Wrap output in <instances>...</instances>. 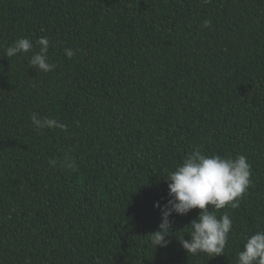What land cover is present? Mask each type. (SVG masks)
<instances>
[{"label": "trees", "instance_id": "obj_1", "mask_svg": "<svg viewBox=\"0 0 264 264\" xmlns=\"http://www.w3.org/2000/svg\"><path fill=\"white\" fill-rule=\"evenodd\" d=\"M43 36L50 72L4 54ZM196 149L251 165L240 206L216 212L233 223L220 256L179 243L200 209L173 214L167 247L149 241L165 174ZM258 230L264 0H0V264H236Z\"/></svg>", "mask_w": 264, "mask_h": 264}, {"label": "clouds", "instance_id": "obj_2", "mask_svg": "<svg viewBox=\"0 0 264 264\" xmlns=\"http://www.w3.org/2000/svg\"><path fill=\"white\" fill-rule=\"evenodd\" d=\"M203 27L211 26V21L205 20ZM38 51H33L34 45L28 38H19L4 49L8 58L16 55L29 57V65L42 72H50L55 65L48 62L50 41L48 37H40L36 41ZM65 55L69 58L75 51L66 48ZM31 123L37 129L64 128L56 119L31 115ZM55 164V161H50ZM74 168L72 162L66 164ZM169 199L161 204L157 201L154 207L159 210L161 222L158 230L149 234V241L155 248L167 247L170 240L173 214L187 215L193 209H200L199 215L188 226L190 239L178 238L179 243L188 254L204 253L211 257L224 254L225 247L232 231L233 223L228 214L217 216L216 212L226 206L236 209L241 199L251 186V165L247 157L239 155L236 158L205 154L199 149L194 150L170 174H165ZM214 209L215 211L210 210ZM236 264H264V230H258L246 237L243 249L237 253Z\"/></svg>", "mask_w": 264, "mask_h": 264}]
</instances>
